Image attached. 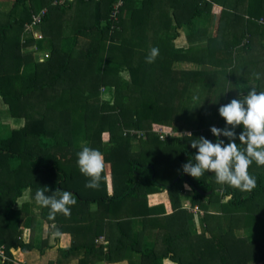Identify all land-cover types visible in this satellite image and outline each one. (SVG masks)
Wrapping results in <instances>:
<instances>
[{"label": "trees", "instance_id": "16d2710c", "mask_svg": "<svg viewBox=\"0 0 264 264\" xmlns=\"http://www.w3.org/2000/svg\"><path fill=\"white\" fill-rule=\"evenodd\" d=\"M43 9L45 15L37 25L43 35L35 37L26 24ZM5 15L0 24V231H6L0 232V246L4 245L12 260L0 259V264H17L13 251L19 247L44 252L53 246L47 239L40 244L38 236L25 243L19 239L21 230L10 226L13 218L8 213L15 212L28 188L34 193L44 189L46 195L57 189L73 194L77 203L71 206V214L78 215L82 230L93 234L88 242L73 241L62 249L66 253L84 249L79 264L112 262L118 255L123 257L126 248L132 257L141 254L143 262L162 263L170 257L178 264H264V258L254 253L264 252V166L253 163L251 175L257 183L251 192L227 185L222 189L209 172L197 180L182 171V165L198 151L186 145L194 138L186 136L179 137L185 142L178 162L181 176L168 180L166 171H173V161L163 168L150 167L158 163V154L154 150L151 155L146 145L147 169L155 176L143 182L145 165L140 156L146 147L133 151L131 137L136 134L129 132L146 131L140 139L149 144L155 140L152 129L157 124L179 130L173 122L182 119L186 90H194L198 80L208 95L214 92L205 98L198 118L205 125L218 123L221 129L226 122L219 115L220 106L211 107L212 98L220 95L219 101L226 105L242 98L241 93L246 95L252 86L264 91V69H260L264 66V23L260 22L264 0H13ZM203 16H209V27L203 25L182 39L187 26ZM257 44L261 48L255 51ZM236 46H240L236 54L246 52L245 60L258 70H248L250 62L240 64L230 76L234 81L229 82L228 70L234 60L230 48ZM153 47L159 55L147 63L145 58ZM46 51L49 56L41 61ZM211 85L221 86L219 95ZM235 132L242 130L237 127ZM208 134L205 131L201 136ZM219 139L228 143L226 137ZM82 141L104 154L103 175L107 177V165L121 168L122 173L113 178L114 190L107 179L98 190L85 187L88 178L77 166ZM135 166L139 167L130 176L132 184L119 186L120 181L126 182L122 175ZM187 181L193 190L188 200L181 196ZM147 184L153 185V195L168 190L172 212L162 218L160 226H153L151 220V230L134 232L132 219H127L119 232L107 234V226L122 221L117 211L123 201L135 196L146 199ZM91 203L95 204L93 211ZM196 204L204 211L202 216L188 208ZM94 220L100 221L96 231L90 224ZM101 235H106L107 243Z\"/></svg>", "mask_w": 264, "mask_h": 264}, {"label": "clouds", "instance_id": "9594fccd", "mask_svg": "<svg viewBox=\"0 0 264 264\" xmlns=\"http://www.w3.org/2000/svg\"><path fill=\"white\" fill-rule=\"evenodd\" d=\"M158 55L159 49L151 48L145 58L146 62H155ZM253 75L256 79L260 78L259 74L254 73ZM198 99V96H193L194 101ZM218 112L226 122V127L221 129L212 126L210 128L213 136L218 138L217 142L213 143L203 136L193 139L191 147L198 151L193 159L182 165V171L197 180L205 172L213 173L217 184L227 185L241 192H251L257 182L255 176L251 175L248 170L253 163L257 166H264V91H257V88L252 86L242 98L232 99L226 105L220 106ZM156 126L169 130V133L162 138L159 132L152 129V132L163 141L171 138L175 131L171 125L157 124ZM227 126H231V130ZM238 126L243 128L238 136L239 144L235 142L237 138L235 129ZM176 132L180 133L178 130ZM201 132H203L202 129ZM192 135L193 131L186 129V136L191 137ZM221 136L228 138L230 142L225 144L219 139ZM238 145L244 147L241 148ZM77 166L80 173L88 178L86 188L98 190L101 181L107 179L103 175L106 167L104 154L98 149L89 147L86 141L81 142L80 150L77 152ZM185 188L190 190L187 184ZM26 192L31 196L32 203L49 209L50 220H54L57 214L70 216L71 206L77 203L69 191L57 189L51 195H46L44 189H36L34 193L31 188H28ZM56 234L59 235L58 230Z\"/></svg>", "mask_w": 264, "mask_h": 264}, {"label": "crops", "instance_id": "0c3cea01", "mask_svg": "<svg viewBox=\"0 0 264 264\" xmlns=\"http://www.w3.org/2000/svg\"><path fill=\"white\" fill-rule=\"evenodd\" d=\"M12 7H13V0L0 1V9H1L0 24L3 23V21L1 20V17H4V22H5V17H6L5 13L7 14L9 11H11ZM18 13H20V11H18ZM207 22H209V19H206L205 21L197 20L196 22H194L193 25L187 26L186 34L190 33V35H192L194 33H197L199 29L201 28V26L205 25V23ZM209 25H206V26L209 27ZM255 26L256 25H252L251 28ZM259 34L257 35V38ZM186 39H187V36H186ZM260 48H261L260 45H256L253 49L257 51V49H260ZM230 49L233 50L234 53H236L240 49V46L232 47ZM190 130L193 131V135H192L194 137L193 139H195L196 132L198 134L202 133L200 127L195 130L194 129H190ZM156 138H158L157 135H155V140L153 144H145L140 138L138 139L135 137H131V140H132L131 148L133 150V142L139 143V147H140V149L135 152H140L142 148L147 147V146L148 147L157 146L158 142L156 141L157 140ZM158 140L160 139L158 138ZM164 142L165 143L173 142L172 145H183L185 143L179 137H175L174 140L169 138L166 141H163V143ZM154 150H156L157 153L159 152L157 148H155ZM180 151L178 152V156L180 154ZM150 167L156 169L155 166L154 167L150 166ZM150 167L148 171L147 165L143 166V170L141 171V177L143 179L140 181L146 182L147 181L146 179L155 176V172L152 171ZM121 173H122L121 168H117L114 170L111 165L110 167L109 165H107L106 174L108 177L107 178L108 186L110 185L113 188V190H114L113 178L114 176L118 178V176ZM130 176L131 174L129 173V171H127L126 174L122 175V179L126 180V182L120 181L118 185L124 186L127 183L132 184V181L130 182V179H131ZM140 181L137 180L136 182H140ZM186 184L190 186V190L185 188L184 186V193L181 195L183 199L187 198L188 195L191 193V191H193L192 186L189 184L188 181L186 182ZM140 189H141V186H140ZM152 190H153V185L147 184L146 187L144 188V192L149 191L146 199L143 197L135 196L131 200L123 201L122 207L119 208V210L117 211V217L119 219H121L122 217L126 219H132L130 226L134 232H136L137 230L141 232L142 230L144 231L146 220H149V221L152 220L153 226H160L157 223V219L162 220V218L165 217L166 214L171 213L173 210L172 202H171L170 195L167 189L155 192L154 195L150 193V191ZM185 201L186 200H184L183 202ZM18 205L20 207L23 205L21 207L23 208V210L20 209L19 211L9 212L8 215L10 219L13 218V220L9 222L10 226L12 225L16 229L19 228V230H21V234L19 235L21 236L20 239L23 240L25 243H28L31 239L34 241L36 236H38L40 237L38 241L40 244H43L42 241L44 239H47L49 240L50 245H53V246L45 248L44 252H42V250L37 249V248L28 249V250H23L20 247L17 248L13 251L14 257L16 256L15 260L17 264H79L80 259L84 257V249L72 251L69 253H66L62 250L67 247H70L73 241H75V243L79 245L84 242L90 241L89 237L92 233H88L80 228L82 227V225H80L78 218H77L78 215L76 213H72L67 218H62V214H59L58 216H56L57 220L54 222H51V220L47 219V217L44 215V210L41 211L40 206H37L30 201L29 194L26 191L23 193V196L20 197V199L18 200ZM213 206L215 205H212V207ZM94 208H95V204L91 203L90 210L93 211ZM138 211H142L143 213L141 215H136L133 213V212H138ZM76 212L80 213L81 211H76ZM58 218L61 220L60 222L58 221ZM90 224H91V228L93 229V231H96L97 226L100 224V221L94 220L93 223H90ZM63 228H68V229L64 230ZM57 230L59 232V235L56 234ZM120 230H121V227L117 228V226H113V227L107 226L106 227L107 234L117 233ZM3 231H6V230L2 229V231L0 232H3ZM23 235H24V239L22 237ZM100 237L104 238L105 243H107L108 239L106 235H101ZM115 245H116V241L112 244V246H115ZM131 257L132 255L129 252V249L126 248V254L123 257L120 258L118 255L115 259H113L112 262L102 261L100 264H178L176 261L172 260L170 257L164 258L162 263L159 261L143 262L141 254H137V253H135L132 258ZM9 260H12V259L9 258Z\"/></svg>", "mask_w": 264, "mask_h": 264}, {"label": "rangeland", "instance_id": "374dc122", "mask_svg": "<svg viewBox=\"0 0 264 264\" xmlns=\"http://www.w3.org/2000/svg\"><path fill=\"white\" fill-rule=\"evenodd\" d=\"M208 17L209 16H203L200 19V21H205ZM205 25H209V22L205 23ZM32 29H33V32L35 33V35L37 37H41L43 35V33L41 31H39V29H38V27L36 25L33 26ZM257 30H258V33L261 32V30H260L259 27L257 28ZM186 36H187V34L186 35L184 34V36H183L182 39H186ZM46 52L49 53V51H46ZM258 54H260V53H258ZM245 56H248V54L246 52H244L243 50H242V54H240V55L239 54H236V53L233 54L234 60H233L232 65L230 66V69L228 70V81L229 82L231 80H233L230 76H231L232 71H233L234 68H237L240 64H243L245 62H248V64H249L250 61L249 60H245ZM40 58H43V57L40 56ZM260 69L263 70L264 69V66L261 67ZM248 70H251V72H253V71L256 72L258 70V67L255 64H253L252 62H250V66L248 67ZM197 82L198 83L193 86L194 90L193 89H187L186 90V94H185V96H186L185 97L186 104L184 105V106H186V110H184L181 113L182 119H179L178 118L175 122H173V123L177 124L178 127H180L179 130H178L180 133H177L176 131H174L171 138H174L175 136H179L181 138H184V137H186V129H194L195 130V129H197V128L200 127L202 129L203 133L205 131H209V133L211 134V135L208 134L206 136L207 139H209L210 141H213V140L214 141H217V138H213V134L211 133V131L209 129L212 126H215V127L219 128L218 127V123H215V124L209 123V124H206L205 125L204 123H202V117L198 118V115L200 114V112L202 110V105L204 103L205 98H207V96L208 97H211L214 92L212 91L208 95L209 92H205L204 91L205 89H204L203 83L201 81H199V80ZM227 87H228V84H226V88ZM209 88H212L216 92L218 91V94L217 95L220 94V90H221V86L220 85H215V86H212L211 85ZM102 90H103V88H102ZM228 92L226 91V94ZM241 95H244V94L241 93ZM193 96H198L199 99L194 101L193 100ZM220 99H221V96L220 95L218 96L217 99L215 97L212 98V101L210 102L211 107H214V106L219 107V106H221L223 103H222V101H219ZM3 112H5V111L3 110ZM5 120L6 121H9L10 118L7 116L5 118ZM169 127H171V126H169ZM238 129L243 131L242 126H238ZM230 130H231V128H230ZM203 133L198 134L196 132L195 133V139L201 137V135ZM239 134H240V132L237 133V138L235 140V142L237 144L240 143L239 142V139H238ZM132 137H135V138H138L139 139V138H141V134H137V135H134ZM156 141L158 142V145L157 146H151V147H149L150 148V153L153 156H154V154H153L154 149L157 148V150H159V152L157 153L158 154L157 155L158 156V163L155 165L156 166L155 168H158V167L163 168V165H165L166 162H172V160H173L174 164H173V168H171V170H173V171H171V173L169 171H166V175H167L168 180H172V179L173 180H177L181 176V172L178 173V169L180 168L179 167V164H178V162H179L178 152L183 148V145L184 144L183 145H172V143L166 144V143H163V141L158 140V139ZM153 142H154V139H152V141L149 144H153ZM229 142L230 141L228 140V143ZM187 144L191 146V143H189V142L186 141V145ZM238 146L241 147V148L244 147L243 145H238ZM139 149H140L139 143L133 142V151H138ZM148 156H149V153L147 152V147H146L142 151L141 156H140V159L142 158V160L144 161L143 162L144 165H148L147 164V158H148ZM139 166H135L136 168L134 169V171H130L129 173L131 175L132 174H135V172H136V170L138 169ZM139 169L142 170V168H139ZM254 169H255L254 168V165L252 164L250 166L249 170H248L249 173L250 174H254ZM204 179L206 180V182L210 183V179L208 177H205ZM218 186H220L223 189V186L222 185L219 184ZM208 193H209V191L207 192V194ZM183 204H184V207H186L187 202L185 201V202H183ZM14 209H15V211H19L21 209V207L17 204L16 207H14ZM42 210H43V207H41V211ZM48 213H49V209L46 208L45 209V212H44V215L46 216ZM203 214H204V211L201 210L198 213V216H200V215L202 216ZM121 219H122V221H121V223L119 225H117V228H120L121 226H123V225H125L127 223V219L126 218L122 217ZM150 221L149 220H146L145 226H147L148 228H146L144 230V232L145 231H148V230H151V227H149ZM133 223H134V221H133ZM157 223H158V225H160L161 224V220L160 219H157ZM254 235L255 234H253V231L251 230L250 231L251 239H254ZM255 248H256V246H255ZM254 253L256 254V257L258 259H260V257L261 258L262 257L264 258V252L263 251L262 252H255L254 251ZM16 259H18V258H16ZM251 264H262V263H257V262H253L252 261Z\"/></svg>", "mask_w": 264, "mask_h": 264}, {"label": "built area", "instance_id": "2783aa9c", "mask_svg": "<svg viewBox=\"0 0 264 264\" xmlns=\"http://www.w3.org/2000/svg\"><path fill=\"white\" fill-rule=\"evenodd\" d=\"M46 9H43L40 11L39 14H33L32 15V20L31 22L27 23V27L28 29H32L33 26H37L41 21H42V17L45 15ZM115 14V13H114ZM260 22L264 23V20H260ZM35 35V33H34ZM36 36V35H35ZM37 37V36H36ZM43 58H40L41 61L44 60V58H47L49 56L48 53H44L43 55H41ZM154 130L160 133V136L163 138L166 134L169 133V130H167L164 127L161 126H154ZM129 132L131 134H143L144 131L139 130V129H129ZM188 208L193 211V212H197L199 213L202 209L201 206H199L198 204L196 205H189ZM203 211V210H202ZM24 238V235H23ZM0 259H9L6 255L5 249H4V245L0 246Z\"/></svg>", "mask_w": 264, "mask_h": 264}, {"label": "water", "instance_id": "95a60500", "mask_svg": "<svg viewBox=\"0 0 264 264\" xmlns=\"http://www.w3.org/2000/svg\"><path fill=\"white\" fill-rule=\"evenodd\" d=\"M202 193H204L202 190H200ZM212 191L210 190L209 193H211Z\"/></svg>", "mask_w": 264, "mask_h": 264}]
</instances>
